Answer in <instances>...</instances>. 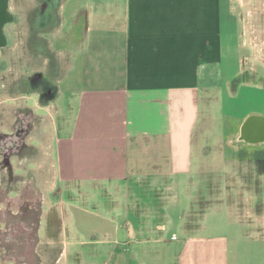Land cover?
Instances as JSON below:
<instances>
[{
	"label": "crops",
	"instance_id": "obj_1",
	"mask_svg": "<svg viewBox=\"0 0 264 264\" xmlns=\"http://www.w3.org/2000/svg\"><path fill=\"white\" fill-rule=\"evenodd\" d=\"M241 2L0 0V174L8 177L13 170L9 177L14 181L0 186V201L10 204L13 213L25 202L39 203L43 213L37 246L24 255L16 258L11 253L5 243L10 236L0 238V264H69L72 250L81 264H156L159 242L163 243L159 257L171 255L174 264H264V168L259 162L262 154H253L258 150L245 158L231 156L233 166L242 162L251 173L244 175L250 188L239 201L234 195L229 207L246 215L253 231L245 229L239 238L232 233L235 239L228 235L179 239L174 233L175 239L157 240L155 232H166L167 226L158 225L156 230L149 214L140 212L149 208L133 201L132 195L124 203L115 194L108 209L106 198H94L82 188L81 200L73 196L69 223L64 207L53 210L51 198L44 199L42 192L36 200L23 197L36 189V179L46 170L38 124L44 105L37 97L42 92L54 101L69 102L67 115L65 101L55 106L57 137L51 149L56 183L65 185L67 194L78 196L80 192L71 188L91 184L189 176L201 138L197 132L213 121L209 109L204 115V97L215 99L216 90L223 115L231 122L228 147L235 153L264 147L239 142L247 121L264 120V85L252 82L257 77L245 55ZM64 29L67 48L60 52ZM213 67L219 69L217 89L207 84ZM15 99L21 102L18 108L11 105ZM212 102L205 104L209 108ZM12 108L22 118L17 117L14 127ZM20 126L34 137L20 141L17 153H12L11 131ZM28 172L29 185L26 179L13 180V174L26 178ZM17 186L19 196H11ZM105 197L111 196L106 192ZM5 216L0 217L3 231ZM173 242L175 248L164 245ZM246 243L262 248L255 251Z\"/></svg>",
	"mask_w": 264,
	"mask_h": 264
},
{
	"label": "rangeland",
	"instance_id": "obj_2",
	"mask_svg": "<svg viewBox=\"0 0 264 264\" xmlns=\"http://www.w3.org/2000/svg\"><path fill=\"white\" fill-rule=\"evenodd\" d=\"M238 6L242 24V39L247 43L245 55L248 57L249 63L252 69H254L257 77H255L256 80H252V82L264 85V0H242L241 4ZM33 11L34 9L32 10V14ZM65 30L66 29L60 34V36L62 35L58 44L60 52L67 48V41L64 37ZM219 79V69L213 67L212 74L208 76L207 84L213 86V89H217L220 84ZM62 86L65 89V93L69 95L70 91H67V84L63 83ZM26 87L28 88L29 86L26 84ZM215 95V99H211L207 96L204 97L202 108L204 110V115H207L210 110L213 121L211 125L207 126V128L206 126H204L205 129L201 127L197 132L200 134L201 138L199 139L197 137L196 152L193 159L194 166L192 173L189 176L171 177L168 179H141L138 182L130 181L119 183L117 185L91 184L84 187L71 188L77 193L80 192L77 196L74 193L67 194L65 191L66 186L56 183L51 151L53 147L52 144H54L57 137V126L54 120V112L57 110V107L55 106H58V103L62 104L65 101L64 109L67 111L65 114L67 115L69 114V102L66 98H62L60 100L61 102H59V100L54 101L53 96L50 97L46 92H42V95L37 97L38 102H42L44 105L43 116L39 119L38 124L41 125V129L43 130L46 170H44L40 179H36V185L34 184L36 189L30 188L32 190L31 192L28 191L26 194H23V197L25 198L24 200L27 198V200L31 201L36 200V197L40 196V193L42 192L43 198L44 196H49L51 198L50 206L53 210H59L62 206L64 207L63 211L66 217V222L69 223L68 219L72 217L71 202L73 201V196L75 195L76 198L78 197L81 200V195L83 194L81 192H84L85 190L89 191L94 198H104L100 199L102 201H105L106 198L108 209L113 205L112 200L114 199L115 194L120 195L122 197V202L124 203H127V199L129 200L130 195H132L131 197L133 201L139 200L142 202V207H145L146 209L149 208L146 212L142 209L140 212L141 214H149V219L153 221L156 230L158 225L163 224L167 226L166 232H155L154 236L157 240L162 238L170 240L175 239V237H173L174 233L177 234L179 239H184L190 235L201 237L228 235L230 238L235 239V236L231 235L232 233L237 234V238H239V235H241L240 233L245 231V229L253 231V228H251L250 223L248 222V217L246 215L236 214L229 207L230 200L228 195L230 189L228 188V185L231 181L230 177L236 173L240 174V176H248V174H251L247 171L249 170L247 166L241 167L243 164L242 162H240V167L233 166L234 159L231 156L235 155L238 156V158H245L248 154L256 150L259 152L253 154H264V147L261 149L246 148L236 153L230 148V146L228 147V135L231 131L228 126L231 122L223 115L220 92L216 90ZM30 101V104H35L34 99ZM210 101L212 102L211 107L208 108L205 103ZM20 104L21 102L15 99L12 100L11 105L12 107L18 108ZM27 104L29 105L28 101ZM28 113H30L29 110ZM204 115L203 117L205 118ZM17 117H19V120H22L21 116L15 114L12 108V127H14V123L18 120ZM25 117H29V114L25 115ZM31 120L32 122H35L36 119L31 118ZM37 133V135H39V131H37ZM58 133H60V129H58ZM33 135L34 132L31 133L27 128H24V126H20L14 130L12 129L11 145L9 147L11 152L17 153L19 142L34 137ZM205 151H208V154H205ZM14 159L17 161L16 156H14ZM12 173L8 172V177H4L5 175L3 176L0 174V186L4 183L8 185L9 182L13 184L14 181L9 177ZM15 175L13 174L12 176L13 180L17 182L26 179V184L29 185L31 181V174L29 172L26 178L22 173ZM10 179L11 181H9ZM238 179H236V182ZM236 187L237 184H235V190ZM16 188L17 189L11 192V196H19L17 191L18 186ZM131 188H133V194H130ZM106 192L108 196H111L110 198L105 197ZM108 193H111V195ZM235 194L236 193H233V195ZM244 195L241 198H243ZM75 200L77 201V199ZM2 212L3 209L0 208V213ZM134 218L135 215L130 217L131 222H134ZM257 224L258 223H256V226L254 227H257ZM1 229H4V226L0 222V230ZM69 239H71V237ZM164 245H172L175 248L176 242ZM246 245H248V248L249 246H252L255 251H257L259 247L262 248L258 243L251 245L246 243ZM10 249L12 250V248ZM162 249L163 243H157L154 255L159 259L156 261V264H174L171 255L164 259L159 257L162 255ZM59 252H61V250ZM73 254L74 250H72L69 255V264H81V258L75 259Z\"/></svg>",
	"mask_w": 264,
	"mask_h": 264
},
{
	"label": "flooded vegetation",
	"instance_id": "obj_3",
	"mask_svg": "<svg viewBox=\"0 0 264 264\" xmlns=\"http://www.w3.org/2000/svg\"><path fill=\"white\" fill-rule=\"evenodd\" d=\"M239 142L243 144L245 143L246 146L264 145V120L261 121L259 119H255L253 121H247L242 129ZM259 162L264 168V154H262V157L259 158ZM236 179H238V183L236 182ZM230 180L231 184L228 185V188L230 189L229 200L232 203V197L234 196L233 193H236L238 191L241 192L235 194V200H241L240 198L243 196L242 194L244 193L245 189L250 188H246L247 185H245V182L247 181L248 183L250 179L248 177L246 178L245 176H240V174H234L230 177ZM233 180H235V184H238L236 190L234 189V184H232ZM25 203L26 204L20 206V211H18L17 213H13L10 204L7 203L4 205L0 201V206L2 205L4 207V211L0 213V217L5 214L6 216L4 222L7 223L6 231H0V238H2L3 236L4 238L6 236L11 237L10 240L6 239L5 243H7L8 246L10 245L9 247L12 248L11 253L16 258L19 257V254L24 255L26 253V250H28L30 246H32L33 248L37 246L36 242L38 240L40 218L43 216L39 203ZM13 219H15V222L13 221ZM0 221H2L1 218ZM18 221L19 225H17ZM10 224L16 226L10 227Z\"/></svg>",
	"mask_w": 264,
	"mask_h": 264
},
{
	"label": "water",
	"instance_id": "obj_4",
	"mask_svg": "<svg viewBox=\"0 0 264 264\" xmlns=\"http://www.w3.org/2000/svg\"><path fill=\"white\" fill-rule=\"evenodd\" d=\"M253 120H255V118H251L249 121H253Z\"/></svg>",
	"mask_w": 264,
	"mask_h": 264
}]
</instances>
